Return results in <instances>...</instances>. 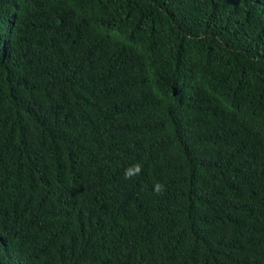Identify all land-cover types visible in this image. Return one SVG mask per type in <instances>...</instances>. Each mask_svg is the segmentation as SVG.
Returning <instances> with one entry per match:
<instances>
[{
    "label": "trees",
    "instance_id": "1",
    "mask_svg": "<svg viewBox=\"0 0 264 264\" xmlns=\"http://www.w3.org/2000/svg\"><path fill=\"white\" fill-rule=\"evenodd\" d=\"M0 264H264V0H0Z\"/></svg>",
    "mask_w": 264,
    "mask_h": 264
},
{
    "label": "clouds",
    "instance_id": "2",
    "mask_svg": "<svg viewBox=\"0 0 264 264\" xmlns=\"http://www.w3.org/2000/svg\"><path fill=\"white\" fill-rule=\"evenodd\" d=\"M142 172V165L140 163H136L130 167H128L127 169H125L124 172V178L127 179H131L134 176L139 175ZM164 185L160 182H157L154 184L153 186V191L156 194H162L164 191Z\"/></svg>",
    "mask_w": 264,
    "mask_h": 264
}]
</instances>
